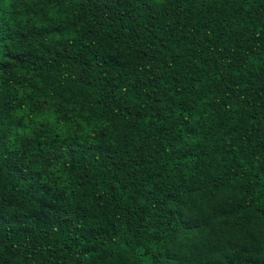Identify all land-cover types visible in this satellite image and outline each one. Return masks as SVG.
I'll use <instances>...</instances> for the list:
<instances>
[{
    "label": "trees",
    "instance_id": "16d2710c",
    "mask_svg": "<svg viewBox=\"0 0 264 264\" xmlns=\"http://www.w3.org/2000/svg\"><path fill=\"white\" fill-rule=\"evenodd\" d=\"M0 264H264V0H0Z\"/></svg>",
    "mask_w": 264,
    "mask_h": 264
}]
</instances>
